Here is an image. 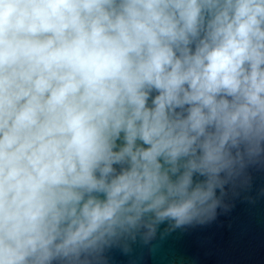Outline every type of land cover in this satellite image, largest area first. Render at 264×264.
I'll return each instance as SVG.
<instances>
[{"label": "clouds", "instance_id": "1", "mask_svg": "<svg viewBox=\"0 0 264 264\" xmlns=\"http://www.w3.org/2000/svg\"><path fill=\"white\" fill-rule=\"evenodd\" d=\"M262 163L264 0H0V264L155 252Z\"/></svg>", "mask_w": 264, "mask_h": 264}, {"label": "water", "instance_id": "2", "mask_svg": "<svg viewBox=\"0 0 264 264\" xmlns=\"http://www.w3.org/2000/svg\"><path fill=\"white\" fill-rule=\"evenodd\" d=\"M228 211L206 225L178 230L125 255L113 248L108 264H264V163L250 166L247 182L228 189Z\"/></svg>", "mask_w": 264, "mask_h": 264}]
</instances>
